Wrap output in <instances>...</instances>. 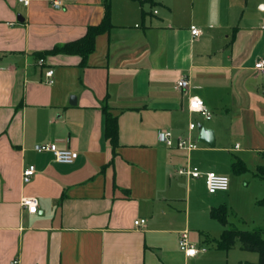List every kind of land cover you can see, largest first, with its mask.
Here are the masks:
<instances>
[{"label":"crops","instance_id":"obj_1","mask_svg":"<svg viewBox=\"0 0 264 264\" xmlns=\"http://www.w3.org/2000/svg\"><path fill=\"white\" fill-rule=\"evenodd\" d=\"M53 1L0 0V264H188L221 250L224 226L212 234L210 212L224 206L218 193L230 198L249 179L234 165L255 156L252 176L264 181V71L254 68L264 59V0ZM108 3L111 26L85 64L50 53L99 25ZM191 96L211 119L189 109ZM105 108L118 122L115 153ZM199 126L213 130V147L198 140ZM167 130L173 146L159 140ZM180 137L197 147L178 148ZM45 143L78 158L63 164L34 150ZM194 167L228 176V191L210 194L204 175L181 172ZM27 196L37 213L22 206ZM184 231L206 250L186 256Z\"/></svg>","mask_w":264,"mask_h":264},{"label":"built area","instance_id":"obj_2","mask_svg":"<svg viewBox=\"0 0 264 264\" xmlns=\"http://www.w3.org/2000/svg\"><path fill=\"white\" fill-rule=\"evenodd\" d=\"M63 1H78V0H54L53 5L55 7H60ZM19 3L27 6L30 3V0H18ZM264 29V23L261 26ZM190 32L192 36L197 37L201 34V30L196 26H191ZM40 62H43V59H40ZM254 68L256 70L264 71V59H259L255 62ZM53 71H47V76H52ZM51 83V81H49ZM189 86V80L184 76L180 78L177 83L176 87L179 89H186ZM189 109L194 112H198L205 117V119L209 120L212 118V112L208 109L205 105L204 101L198 96H191L189 99ZM196 124L192 122L190 124V129H194ZM159 140L162 143H165L168 146H173V134L171 131H162L159 133ZM178 148L181 149H188L192 150L197 147L196 143L190 138H178L176 143ZM36 152H50L53 154L55 160L59 163L63 164H71L78 158V152L69 148H58L55 143H45V144H37L34 147ZM181 172H185L193 178H199L200 176H205V184L208 193L215 194L217 192H226L230 186V178L226 175L217 174L216 172L210 171L203 173L199 168L194 167L188 170H181ZM36 173V167L34 165H30L25 168L22 172V179L25 183L31 181L32 177ZM22 206L31 214H35L38 211L39 207V200L36 197H24L21 201ZM146 220L143 218H139L135 220L134 224L136 226H143L145 225ZM178 245L180 250L186 256H194L199 251H205V248L197 249L193 246L188 240V232L184 231L181 233ZM17 261L15 260L13 264H16Z\"/></svg>","mask_w":264,"mask_h":264},{"label":"rangeland","instance_id":"obj_3","mask_svg":"<svg viewBox=\"0 0 264 264\" xmlns=\"http://www.w3.org/2000/svg\"><path fill=\"white\" fill-rule=\"evenodd\" d=\"M254 161L255 156H248L247 170L239 175L247 176L249 179H245V182L236 185L230 198L227 193H218V195H222V203L227 210L228 221L232 228H264V207L258 204V199L264 195V181L262 182L252 176V172L255 173L256 171L255 167L252 166ZM234 178L237 180L239 177L234 176ZM213 220L218 226L212 230V234L218 235L221 224L217 220ZM197 237L196 231H190L188 234L189 242L198 246ZM257 260L258 254L256 252L242 249L238 242L228 251L210 248L206 253L189 260L188 264H238L240 261L247 263Z\"/></svg>","mask_w":264,"mask_h":264},{"label":"trees","instance_id":"obj_4","mask_svg":"<svg viewBox=\"0 0 264 264\" xmlns=\"http://www.w3.org/2000/svg\"><path fill=\"white\" fill-rule=\"evenodd\" d=\"M110 26V6L108 3L104 18L99 25L90 26L85 36L76 41L56 46L50 51V53L77 54L81 56L82 64H85L88 56L95 49L96 37L105 32L108 28H110ZM105 115V136L110 141L115 153V150L119 146L117 118L111 116V114L107 111V108H105ZM234 169L236 172L239 171L240 173L246 171V167L241 161L234 165ZM256 175L264 179V167H259ZM258 204L264 207V198L259 200ZM210 213L212 218L216 219L224 226V230L217 240V247L219 249L228 251L239 242L242 249L250 252H256L258 254V260L253 264H264V228L251 230H242L235 227L228 228L227 226L229 221L225 206L213 208Z\"/></svg>","mask_w":264,"mask_h":264},{"label":"water","instance_id":"obj_5","mask_svg":"<svg viewBox=\"0 0 264 264\" xmlns=\"http://www.w3.org/2000/svg\"><path fill=\"white\" fill-rule=\"evenodd\" d=\"M198 140L213 147L215 145V136L213 130L199 126Z\"/></svg>","mask_w":264,"mask_h":264}]
</instances>
